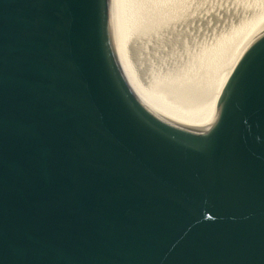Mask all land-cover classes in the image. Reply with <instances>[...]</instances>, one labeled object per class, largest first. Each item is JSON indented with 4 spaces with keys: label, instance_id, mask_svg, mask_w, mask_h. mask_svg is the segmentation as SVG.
<instances>
[{
    "label": "water",
    "instance_id": "95a60500",
    "mask_svg": "<svg viewBox=\"0 0 264 264\" xmlns=\"http://www.w3.org/2000/svg\"><path fill=\"white\" fill-rule=\"evenodd\" d=\"M0 264H264V27L188 132L130 91L109 0H0Z\"/></svg>",
    "mask_w": 264,
    "mask_h": 264
},
{
    "label": "bare ground",
    "instance_id": "6f19581e",
    "mask_svg": "<svg viewBox=\"0 0 264 264\" xmlns=\"http://www.w3.org/2000/svg\"><path fill=\"white\" fill-rule=\"evenodd\" d=\"M171 1L109 0L112 42L120 72L140 105L164 124L183 131L197 132L210 119L223 78L232 61L245 49L256 32L264 27V0H222L221 3L212 0L214 4L219 1L218 4L234 13L239 10L243 12L239 11L241 13L238 16L231 13L233 17L224 29L223 25L221 31L216 27L213 36L205 37L204 43L200 42L202 45L199 43L197 46L202 48H195V56L190 59L194 61L191 65L188 63L189 66L183 71L181 68L178 70L182 65L177 68L160 56L161 48L165 47V43L162 44L163 37L168 33L165 30L172 26L164 24L171 22L164 15L165 11L172 4L178 5V12L185 15L187 12V9L183 10V1ZM173 12L176 13L174 9ZM182 20L175 21L182 23ZM190 48L186 58L192 56Z\"/></svg>",
    "mask_w": 264,
    "mask_h": 264
},
{
    "label": "rangeland",
    "instance_id": "374dc122",
    "mask_svg": "<svg viewBox=\"0 0 264 264\" xmlns=\"http://www.w3.org/2000/svg\"><path fill=\"white\" fill-rule=\"evenodd\" d=\"M181 1L184 2V6L182 5L183 10L187 9L186 15H185V13L183 14L182 12H178V9H177L178 5L174 6L171 4L168 7L167 11H165L164 15H167V19L171 22L170 23H164V24H167V25L172 24V26H169L172 28L167 27L165 30L168 32L167 33L168 35L166 34L167 36L164 35V37H163L162 44L165 43V44H163V46H165V47L161 48V50H160L161 55L160 56L165 57V59H167V61L170 65L171 64L176 65L177 68L180 65H182L178 68V70L181 68L180 70L183 71L184 68H186V66L187 67L189 66L188 63L191 65V63L194 61V59L193 60H190V59L193 56H195L194 54L197 51L196 49H198L200 47L202 48V46H200L198 48H197V46H199L200 44L202 45V43H204L205 37L209 38V37H211V35L213 36V33H214L213 31H215L216 27H219L218 31H221V26L223 25V29H224L226 27V25L229 23V21L232 19L233 16L231 17L230 14L231 13L233 14L234 11H232L231 9H228V8L225 9L224 5L221 6L220 3L222 0H219L220 1L219 4H218L219 1L217 2L218 5L214 4L212 0H205V1L204 0H198V2H197V0H181ZM167 2L170 3L172 1L167 0ZM193 5H194V7H193ZM201 5H203V6H201ZM173 9L176 11V13L173 12ZM194 9L197 11L195 12ZM192 10H193V12H191ZM239 11H241V10H239ZM238 12H236L234 14H237V16H238L241 12H243V10L239 13ZM197 13H198V15H197ZM181 15H184V16L179 18V16H181ZM244 16H246V15H244ZM176 17H178V18H176ZM161 18L164 21L166 20V18H164L163 16H161ZM173 18H174V21L172 22ZM195 18H197V19H195ZM180 19H184V20H182V23H180L181 22ZM175 20H179L180 22L175 21ZM175 28H177V29H175ZM223 29H222V32H223ZM169 31H171L172 33ZM175 35H176V37H175ZM179 36H181V37H179ZM187 36H189V37H187ZM178 40H179V42H178ZM200 42H202V43H200ZM194 46H196V47H194ZM148 47H149V45L146 47L147 48L146 50H148ZM188 47L189 48L192 47L190 49H191V52L193 51L192 56L190 58H186L187 54L190 53V50ZM144 50H145V48H144ZM172 55H176V56H172ZM181 58L185 59V62ZM179 59L181 60V62H179ZM187 59H189V62ZM162 64H164V63H162Z\"/></svg>",
    "mask_w": 264,
    "mask_h": 264
}]
</instances>
